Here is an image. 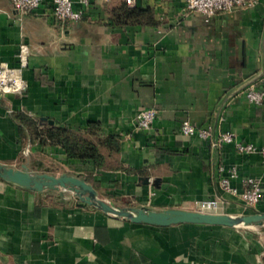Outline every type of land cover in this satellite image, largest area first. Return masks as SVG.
<instances>
[{
	"label": "crops",
	"instance_id": "0c3cea01",
	"mask_svg": "<svg viewBox=\"0 0 264 264\" xmlns=\"http://www.w3.org/2000/svg\"><path fill=\"white\" fill-rule=\"evenodd\" d=\"M123 6L92 0L79 19L60 23L52 0L26 14L0 0V61L14 65L19 44H28L27 88L0 92V160L76 173L123 205L192 208L212 198L223 200L225 212H246L239 195L219 184L236 165L231 183L241 191L245 178H258L264 210V156L179 128L188 119L264 145V97L260 104L245 97L251 84L264 92V0L208 19L186 11L184 0H137L133 12ZM144 107L156 109L147 130L134 125ZM29 119L102 139L105 164L41 143ZM144 175L157 184L143 183ZM0 264H264V225L137 223L69 193L0 178Z\"/></svg>",
	"mask_w": 264,
	"mask_h": 264
},
{
	"label": "built area",
	"instance_id": "2783aa9c",
	"mask_svg": "<svg viewBox=\"0 0 264 264\" xmlns=\"http://www.w3.org/2000/svg\"><path fill=\"white\" fill-rule=\"evenodd\" d=\"M14 7L21 14H26L37 9L42 0H11ZM79 3V7L74 6V2ZM92 0H52V15L60 23L65 21H75L82 16L83 10ZM105 1V0H98ZM127 9L137 8V0H122ZM259 0H184L186 11H198L208 19L218 11H231L237 7L249 8L258 3ZM16 63L10 65L5 61H0V92L2 93H22L28 85L27 80L22 75V69L28 62V44L22 41L17 51L14 53ZM246 99L253 104H260L264 97V92L250 85L245 90ZM156 117L154 107H144L137 111L134 117V125L140 129H150ZM180 132L187 136H197L219 145L222 143H234L240 153L259 152L264 156V145H256L252 142H242L236 139L235 132L223 130L214 133L211 124L198 125L194 122L183 119L180 123ZM238 170L236 165L229 167L228 175L221 176L219 184L221 188L231 194L239 195L246 209H258V204L263 195V187L260 180L249 176L243 180L244 188L240 191L236 185L231 183V178L236 177ZM224 202L219 199H202L194 203L192 209L205 211H224Z\"/></svg>",
	"mask_w": 264,
	"mask_h": 264
},
{
	"label": "water",
	"instance_id": "95a60500",
	"mask_svg": "<svg viewBox=\"0 0 264 264\" xmlns=\"http://www.w3.org/2000/svg\"><path fill=\"white\" fill-rule=\"evenodd\" d=\"M40 119L53 124V119L45 116ZM24 152L29 153L28 145ZM0 178L35 192L58 191L60 195L69 193L81 205H90L107 214L137 223L171 225L189 222L229 227L264 225V210L256 208L235 213L184 207L155 209L148 205L119 204L103 196L83 176L68 171L56 172L50 166L31 169L25 163L18 166L0 160ZM139 179L143 183L151 184H157L158 181V178L150 175L140 176Z\"/></svg>",
	"mask_w": 264,
	"mask_h": 264
},
{
	"label": "trees",
	"instance_id": "16d2710c",
	"mask_svg": "<svg viewBox=\"0 0 264 264\" xmlns=\"http://www.w3.org/2000/svg\"><path fill=\"white\" fill-rule=\"evenodd\" d=\"M127 12H133L135 9H127L123 6ZM23 119L25 117H22ZM26 120V119H24ZM27 124L31 127L33 137H38L39 141L43 144L55 143L60 144L69 157L79 158H92L95 165L105 164L103 161V155L100 151V147L104 142L99 139L98 142L93 141L89 138H85L83 135L78 134L76 131L65 129L63 127H52V126H39L38 122L32 119L27 120ZM114 137L111 139L112 145L116 146Z\"/></svg>",
	"mask_w": 264,
	"mask_h": 264
},
{
	"label": "bare ground",
	"instance_id": "6f19581e",
	"mask_svg": "<svg viewBox=\"0 0 264 264\" xmlns=\"http://www.w3.org/2000/svg\"><path fill=\"white\" fill-rule=\"evenodd\" d=\"M7 93H10V92H7Z\"/></svg>",
	"mask_w": 264,
	"mask_h": 264
}]
</instances>
